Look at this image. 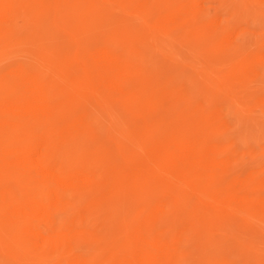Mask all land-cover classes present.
<instances>
[{"label": "bare ground", "instance_id": "6f19581e", "mask_svg": "<svg viewBox=\"0 0 264 264\" xmlns=\"http://www.w3.org/2000/svg\"><path fill=\"white\" fill-rule=\"evenodd\" d=\"M92 1L109 3L113 11L129 16L138 14L146 0H0V35L19 31L15 19L22 11L63 23L71 8ZM132 48V43L91 48L89 63L79 64L84 92L60 84L53 66L28 61L0 76V176L14 181L2 186L0 209L12 218L38 263L190 264L193 249L187 243L199 240L201 233L194 221L180 222L179 195L142 200L133 189L140 183L169 186L160 171L164 162L177 166L194 186L227 173L236 183L230 201L264 218L263 185L253 175L239 179L240 155L227 146L222 132L228 123L221 115L206 113L202 131L186 140L167 139L159 153L142 158L130 159L114 140L104 143L93 136L99 95L119 93L136 80L140 64ZM263 61L260 55L257 64ZM136 84L134 89L141 90ZM179 96L178 87L157 91L150 98L153 114L165 113ZM80 98L85 103L73 110ZM123 206L131 216L118 229ZM4 245L0 239V264H26Z\"/></svg>", "mask_w": 264, "mask_h": 264}, {"label": "rangeland", "instance_id": "374dc122", "mask_svg": "<svg viewBox=\"0 0 264 264\" xmlns=\"http://www.w3.org/2000/svg\"><path fill=\"white\" fill-rule=\"evenodd\" d=\"M138 9V14L123 16L109 3L92 1L71 8L63 23L22 11L15 19L19 31L0 35V76L28 61L53 66L60 84L84 92L80 61L89 63L96 46L132 43L140 64L132 84L141 90L131 84L119 93L99 95L93 136L104 143L114 140L130 159L142 158L159 153L167 139L186 140L202 131L207 114L221 115L228 123L221 131L227 146L240 155L239 179L253 175L264 192V61L257 64L264 57V0H146ZM169 87L179 88V102L155 116L153 97ZM81 103L82 98L73 110ZM160 171L169 186L140 183L133 189L142 200L179 195L180 222L194 221L201 233L199 240L187 243L193 249L190 264H264V218L230 201L233 177L222 172L194 186L177 166L164 162ZM13 182L1 174L0 190ZM118 210L120 229L131 212L126 206ZM0 239L26 264H41L4 209Z\"/></svg>", "mask_w": 264, "mask_h": 264}]
</instances>
